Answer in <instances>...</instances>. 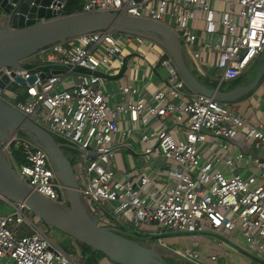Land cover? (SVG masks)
<instances>
[{"label": "built area", "instance_id": "obj_1", "mask_svg": "<svg viewBox=\"0 0 264 264\" xmlns=\"http://www.w3.org/2000/svg\"><path fill=\"white\" fill-rule=\"evenodd\" d=\"M67 1L53 8L64 11ZM81 11H117L163 22L198 71L218 80L219 86L241 76L264 51V0H83ZM152 41L99 30L57 42L38 56L46 65L77 70L73 81L65 82L55 67L2 66L0 80L7 76L8 81L0 87V96L76 146L82 197L100 224L129 225L159 240L172 234L239 230L248 253L257 256L264 249V79L251 93L258 97L248 105L220 101L191 88L172 56ZM133 45H146L147 51L139 52L154 55L147 66L164 69V81L149 92L123 84L117 100H111L104 76L124 66V48ZM211 53L214 61L208 58ZM213 69L221 71L218 77L210 73ZM33 74L36 78L29 83ZM16 76L26 81L20 86L24 98L8 88ZM239 134L244 137L242 148L236 140ZM119 135L138 144L128 146L142 163L162 161L167 169L153 176L142 171L137 180L119 178L114 159L118 148L127 145ZM6 147L21 180L56 204L67 205V191L41 144L15 131ZM15 150L23 161L17 162ZM4 199L13 210L0 207V264H81L82 256L67 253L55 242L29 207ZM21 225L30 233L18 236ZM177 254L188 262L200 260L195 249Z\"/></svg>", "mask_w": 264, "mask_h": 264}, {"label": "water", "instance_id": "obj_2", "mask_svg": "<svg viewBox=\"0 0 264 264\" xmlns=\"http://www.w3.org/2000/svg\"><path fill=\"white\" fill-rule=\"evenodd\" d=\"M65 1L1 0L0 24L2 19L4 24L0 26V67H17L22 70L26 68L20 62L23 58L47 46L88 32L113 30L153 40L172 56L179 73L191 88L220 101L233 102L247 97L261 84L264 76V51L258 58L257 72L251 81L229 90H222L220 86L210 88L192 72L186 62L181 41L163 22L117 11L66 14L59 8H53ZM35 78L33 74L27 81L32 83ZM6 81L8 77L4 76L0 80V87H4ZM25 85L23 77L16 76L8 88L15 90ZM4 126L10 130H23L47 150L68 193L69 205L60 206L32 190L0 151V194L3 198L23 202L47 226L104 253L117 264H166L157 251L159 244H141L135 240L138 239L135 234L119 227L101 225L93 213L85 209L75 168L69 156L63 152L65 146L77 149L76 146L58 141L46 128L0 96V129ZM0 135H3L1 130ZM155 237L152 236L151 239Z\"/></svg>", "mask_w": 264, "mask_h": 264}, {"label": "crops", "instance_id": "obj_3", "mask_svg": "<svg viewBox=\"0 0 264 264\" xmlns=\"http://www.w3.org/2000/svg\"><path fill=\"white\" fill-rule=\"evenodd\" d=\"M1 23L4 24L3 19ZM139 50L144 52L147 51L146 45L137 48L134 45L126 46L124 48V57H125L124 66L122 68H116L111 74L104 76V90L108 93H111V100L112 99L117 100L118 97L117 90L123 84L129 83L131 85L138 86L144 92L146 91L149 92L148 90L150 91L155 90L156 87L164 81V77H165L164 69L154 70L147 66L146 62L152 61L154 59V55L151 52H146L145 56H143L140 54ZM208 58L210 59V61H214L215 53L209 54ZM42 60L43 57L38 56L28 63H35V67H33V69H39L41 68V66H47L45 63H43ZM189 60L193 68L201 76H204L198 71L195 63L190 58ZM256 62L258 63V59L254 63ZM132 63L136 65L133 66L131 65ZM53 70L56 73L61 74L63 79H65V82L73 81L77 75L76 74L77 70H73L69 72L66 68L61 66L55 67L53 68ZM214 70L215 69L211 70L210 73L211 72L214 73ZM220 73L221 71L219 73H214V76L218 77ZM209 81L211 82V79H209ZM212 82H217V86H219L218 80H213ZM254 94H251V96L245 97V99L242 100L243 101L242 107L254 101V99L256 98L254 97ZM243 138L244 137L242 134H239L237 136L236 140L239 143L238 148L240 147L242 148L241 142L243 141ZM117 139L120 140V142L124 141L125 143H127V145H122V147L118 148V150L125 148L131 150L128 144L132 145L134 148L138 146V144L133 142L131 138H125L123 135L117 136ZM62 142L67 143L66 141H62ZM65 147L70 151L71 158H75L76 155L74 154L75 153L74 150L77 149L72 147L70 148L69 146H65ZM253 152H255V150H253ZM132 153L134 154V155L131 154L132 157L140 158V155L134 153L133 151ZM114 161L116 165L117 175L121 179L132 178L137 180L138 173H141L142 171L147 173L149 176H153L156 172L163 173V170L167 169L164 162H163L164 165L161 167L149 166L143 168L138 166V161H137V163L132 162L131 166L129 167L126 164L123 155H121L120 157V154L115 156ZM71 163L75 168V173L78 179L79 161L76 163L73 162ZM220 167L223 170L227 171V168L225 166L221 165ZM157 244H159L157 251L166 261L165 262L166 264H176L175 259L182 260V258L177 254V250L183 248L195 249L200 254V260L198 262L186 261V264H264V249L259 250L257 256L250 255L246 247V241L244 240L239 230H235L230 234H217V233L206 232L204 234L166 235L162 240L158 239ZM77 249H78V255L75 256H82L78 246ZM98 264H115V263L104 255L100 257Z\"/></svg>", "mask_w": 264, "mask_h": 264}, {"label": "rangeland", "instance_id": "obj_4", "mask_svg": "<svg viewBox=\"0 0 264 264\" xmlns=\"http://www.w3.org/2000/svg\"><path fill=\"white\" fill-rule=\"evenodd\" d=\"M0 26H1V24H0ZM152 43H154V41H152ZM37 56H38V53L37 54L36 53L35 54H32V55H30L28 57L23 58L20 62L23 65H26V63L31 62ZM184 56H185V59H186L187 64L189 65V67L191 68V70H193L194 68L191 65V62H190L188 56H186V55H184ZM257 68H258V63L257 62L256 63H253L251 65V67L244 72V74L242 75V77L240 76V77H238L236 79H233V80H231V82L233 84H239V85L248 83L255 76V74L257 72ZM214 72L215 73H219L220 70L219 69H215ZM262 79H264V76H263ZM225 82H227V81H225ZM225 87L226 86L224 85L223 88H225ZM16 90H18L19 92H22V91H24V88L23 87H19ZM254 97H258V94H254ZM244 99H245V97H243L241 99H238L237 101H240L243 104V101L242 100H244ZM6 126H7V124H6ZM6 126H4L3 128L0 129L3 132V135H0V151H1V154H3V156L7 160V162L12 166V158H11L12 156H11V154L9 152V149L6 147L7 146L6 145V142H8V139H9L10 135L16 129L10 130L9 128H6ZM4 129H5V131H4ZM19 131L20 132H24L23 130H19ZM2 137H3V139H2L3 142L1 140ZM63 152H64L65 155L69 156V159H70L71 162H73V163L78 162L77 160H78L79 151L74 150V152H75L74 154L76 155L75 158H71V153H70V151L68 149H66V147H63ZM119 154H120V157H121V155H123V158H124L126 164L129 167L131 166L132 162L133 163H137V161H138V166L139 167H143V168L144 167H149V166H152V167L159 166V167H161V166L164 165L163 162L156 161V160L155 161H148V162L142 163L139 157H137V158L136 157H132V155H131V154H133L132 153V150H129V149H126V148L125 149H121V150H117L116 151V156L119 155ZM13 156H15L17 158V162H21L20 161L21 160L20 159V157H21L20 151L15 150L14 153H13ZM53 164H54V162H53ZM54 166H55V164H54ZM60 180L62 181L61 177H60ZM67 195H68V193H67ZM68 200H69V196H68ZM83 203H84L85 209L87 211H89L88 206L86 205V203L84 201V198H83ZM67 205H69V201H67ZM0 207L2 209H6L7 211H12L13 210L12 205L9 204V203H7L6 200L4 198H1V197H0ZM10 227L11 228L15 227V223L10 224ZM42 227H43V229L46 232H48L50 234L51 238L53 240H55V242H57L67 253L73 254V255H78L77 245L74 244V242L72 240V237L70 238L69 235L62 233L61 231H59V230H57V229H55V228H53L51 226L44 225V223H42ZM25 228H26L25 225L19 226L18 232L20 231V233H22L23 231H25L24 230ZM119 228L122 229L125 232H129V233L135 234L137 237L144 239L143 242L145 244H147L148 246L151 245V244H157L158 243V237H155L154 239H151L152 235L147 234V233H144V232L139 231V230H136V229L132 228L129 225H121ZM145 238L146 239H149L150 238L151 240L147 241ZM80 243H82V242H80ZM98 252H99L100 257L104 256V253H102L100 251H98ZM79 262L81 264H83V259H79ZM114 263L117 264L116 262H114ZM175 263L176 264H186V261L183 260V259L182 260L175 259Z\"/></svg>", "mask_w": 264, "mask_h": 264}, {"label": "trees", "instance_id": "obj_5", "mask_svg": "<svg viewBox=\"0 0 264 264\" xmlns=\"http://www.w3.org/2000/svg\"><path fill=\"white\" fill-rule=\"evenodd\" d=\"M0 2H1V0H0ZM82 5H83V0H68L67 3H66V5H65L64 12L66 14L78 12V11H80L82 9ZM0 13H1V7H0ZM25 66L27 68H29V69H32L33 67H35V63H26ZM53 67H55V66H49V65H47V66H41V68H39V69H41V70H49L50 68H53ZM79 71H84V69L79 68ZM192 72L207 87L214 88V87L217 86V82H212L211 81L212 82L211 83L209 81V79H210L209 77L201 76L195 69H193ZM211 73H213V72H211ZM242 75H241V77H242ZM224 85L226 86L225 88H223ZM238 85L239 84H233L231 81L222 82V84L220 86V89H222V90H229V89H231V88H233L235 86H238ZM19 95H20V98H24L23 97L24 95H22L21 92H19ZM57 140L58 141H61V142L64 141L63 139H61L59 137H57ZM20 159H21L20 161H23L24 160L22 157H20ZM2 211L7 212L6 209H2ZM44 225H46V224H44ZM101 225H107V224L101 223ZM24 230L25 231H23L22 233H20V231H19L17 233V235L20 236V235L25 234V233H30V231L27 228H25ZM72 240H73L74 244H76L79 247V249L81 251V255H82V259H83V264H98L99 259H100V255H99V252L98 251L92 250V248L90 246H88L85 243L82 244V243L78 242L77 240H75L74 238H72Z\"/></svg>", "mask_w": 264, "mask_h": 264}, {"label": "flooded vegetation", "instance_id": "obj_6", "mask_svg": "<svg viewBox=\"0 0 264 264\" xmlns=\"http://www.w3.org/2000/svg\"><path fill=\"white\" fill-rule=\"evenodd\" d=\"M137 242H139V243H141V244H145L143 241H144V239H142V238H139L138 237V239H135Z\"/></svg>", "mask_w": 264, "mask_h": 264}, {"label": "bare ground", "instance_id": "obj_7", "mask_svg": "<svg viewBox=\"0 0 264 264\" xmlns=\"http://www.w3.org/2000/svg\"><path fill=\"white\" fill-rule=\"evenodd\" d=\"M2 142H3V140H2ZM5 142V141H4ZM5 144V143H4ZM8 144V142H6V145Z\"/></svg>", "mask_w": 264, "mask_h": 264}]
</instances>
